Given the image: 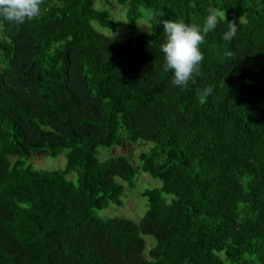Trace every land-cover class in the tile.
Masks as SVG:
<instances>
[{"label": "trees", "instance_id": "trees-1", "mask_svg": "<svg viewBox=\"0 0 264 264\" xmlns=\"http://www.w3.org/2000/svg\"><path fill=\"white\" fill-rule=\"evenodd\" d=\"M113 2L132 30L125 40L111 34L122 23ZM41 8L22 25L0 19V264H264V0ZM210 8L227 21L177 87L163 21L203 25ZM142 18L150 36L137 33ZM231 22L237 35L225 41ZM124 137L152 143L139 164L101 158ZM61 154L64 168L29 163ZM142 173L162 181L142 191L145 214L100 215Z\"/></svg>", "mask_w": 264, "mask_h": 264}, {"label": "clouds", "instance_id": "clouds-1", "mask_svg": "<svg viewBox=\"0 0 264 264\" xmlns=\"http://www.w3.org/2000/svg\"><path fill=\"white\" fill-rule=\"evenodd\" d=\"M42 0H0V19L13 25H22L38 17L42 11ZM226 20L225 11L210 8L203 25L189 24L183 19L163 21L164 39L160 52L164 58V69L173 75L177 87H186L193 74L204 60L201 45L206 35ZM235 23H229L223 40L231 41L237 35ZM211 94L212 88L207 89Z\"/></svg>", "mask_w": 264, "mask_h": 264}, {"label": "rangeland", "instance_id": "rangeland-1", "mask_svg": "<svg viewBox=\"0 0 264 264\" xmlns=\"http://www.w3.org/2000/svg\"><path fill=\"white\" fill-rule=\"evenodd\" d=\"M114 15L122 21L121 24L117 26V31L112 32L111 34L118 36L120 39H127L132 36V30L129 28L126 22L125 10L116 5L115 2L109 6ZM137 33L150 36L151 27L149 21L145 18H142L137 23ZM125 138V137H124ZM124 146H116L114 148H101V158L106 159L110 156H130L132 162L139 164V155L143 151H148L152 147V143L146 141H139L137 143H129L126 138L124 139ZM30 164H33L36 168L44 169H59L64 168L66 165V157L64 154H61L57 157H48V158H35ZM70 179H76V173H70L68 175ZM162 185L160 179L154 178L148 173H142L137 180L135 188H126V191L122 195V204L114 205L112 204L106 210L100 212L102 216L108 215H121L129 217L135 221H138L144 214L147 209V199L142 196V191L146 188L159 187ZM148 247H151L155 243V239L151 236H147Z\"/></svg>", "mask_w": 264, "mask_h": 264}]
</instances>
